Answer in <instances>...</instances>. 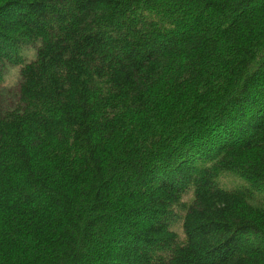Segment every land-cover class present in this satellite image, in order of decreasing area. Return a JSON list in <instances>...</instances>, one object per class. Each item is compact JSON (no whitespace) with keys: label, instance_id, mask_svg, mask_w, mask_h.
I'll use <instances>...</instances> for the list:
<instances>
[{"label":"trees","instance_id":"trees-1","mask_svg":"<svg viewBox=\"0 0 264 264\" xmlns=\"http://www.w3.org/2000/svg\"><path fill=\"white\" fill-rule=\"evenodd\" d=\"M0 264H264V0H0Z\"/></svg>","mask_w":264,"mask_h":264},{"label":"rangeland","instance_id":"rangeland-1","mask_svg":"<svg viewBox=\"0 0 264 264\" xmlns=\"http://www.w3.org/2000/svg\"><path fill=\"white\" fill-rule=\"evenodd\" d=\"M22 55L26 63L30 62L35 57V50L34 49L25 50ZM17 81H18V69L12 68L11 66L7 69L5 68L4 85L6 87L14 86L16 85ZM238 182H239L238 179L236 178L233 179L230 176V177L221 179L220 184L223 186H228V187L234 186L235 187L236 185H238ZM186 197H189V196H186Z\"/></svg>","mask_w":264,"mask_h":264}]
</instances>
